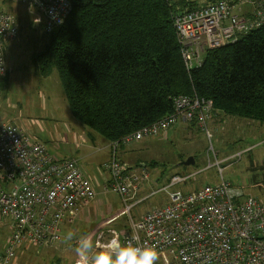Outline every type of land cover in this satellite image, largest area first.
Instances as JSON below:
<instances>
[{"label": "built area", "instance_id": "built-area-1", "mask_svg": "<svg viewBox=\"0 0 264 264\" xmlns=\"http://www.w3.org/2000/svg\"><path fill=\"white\" fill-rule=\"evenodd\" d=\"M17 1L35 15V24L44 23L47 33L62 26L72 10L71 0ZM173 24L186 68L192 71L204 65L208 51L235 44L262 28L264 0H199L193 9L178 8ZM19 36L16 17L0 5V77L9 71L6 47ZM214 116L212 101L197 95L180 96L174 99L170 116L110 145L104 191L120 195L131 218L130 229L113 239L125 243L135 237L136 244L153 247L167 264H264V202L224 179V161L216 162L218 184L181 190L190 177L174 175L161 190L169 197L166 206L137 221L131 215L140 178L132 174L130 164L119 159L118 149L159 137L184 121L211 139ZM96 196L77 160L58 159L22 128L4 124L0 129V216L10 220L11 232L0 264H12L24 248H59L65 242L63 226Z\"/></svg>", "mask_w": 264, "mask_h": 264}, {"label": "trees", "instance_id": "trees-1", "mask_svg": "<svg viewBox=\"0 0 264 264\" xmlns=\"http://www.w3.org/2000/svg\"><path fill=\"white\" fill-rule=\"evenodd\" d=\"M198 1L71 0L62 26L43 23L49 41L35 63L45 77L58 70L73 116L110 144L170 116L180 96L264 123V26L188 71L173 15Z\"/></svg>", "mask_w": 264, "mask_h": 264}, {"label": "rangeland", "instance_id": "rangeland-1", "mask_svg": "<svg viewBox=\"0 0 264 264\" xmlns=\"http://www.w3.org/2000/svg\"><path fill=\"white\" fill-rule=\"evenodd\" d=\"M0 5L17 18L20 26L18 45L6 49L9 71L0 77V129L7 123L22 128L36 142L47 145L56 158L79 159L77 161L87 176H97L104 184L107 173L104 164L110 160L107 155L111 144L70 113L55 68L50 77L40 76L34 58L46 49L49 38L32 18V22L29 19L32 27L27 25L30 14L26 7L17 0H0ZM210 129L211 139L196 125L188 131L180 123L159 137L124 144L118 149L119 159L128 162L132 169H136L138 161L150 165L147 172L151 178L140 182L141 193L147 189L131 202L134 204L131 215L136 221L169 203L168 195L161 190L174 175L190 177L179 187L181 190L218 184L217 161H224L221 167L225 180L264 200V123L215 111ZM90 136L97 139L95 143L88 139ZM191 157L195 159V165L183 166L182 163ZM95 200L89 214L70 227L73 231L92 228L102 220V215H112L117 228L114 233H108L110 239L106 242L128 231L130 216L120 195L108 192ZM95 212L99 217L92 215ZM90 217L94 224L88 222ZM10 225L9 219L0 216V256L6 250ZM64 253L67 252L62 248L40 251L28 247L18 253L12 264H72ZM71 257V261H76L79 255L73 252ZM168 262H172L171 257ZM157 264L167 263L164 258H158Z\"/></svg>", "mask_w": 264, "mask_h": 264}, {"label": "crops", "instance_id": "crops-1", "mask_svg": "<svg viewBox=\"0 0 264 264\" xmlns=\"http://www.w3.org/2000/svg\"><path fill=\"white\" fill-rule=\"evenodd\" d=\"M1 5H3V6H5L4 4H1ZM2 7V6H1ZM3 8V7H2ZM28 11V10H27ZM10 13V12H9ZM28 13L30 14L29 16L30 17H28V20L26 21V23H27V25L28 26H30V27H32L31 25H30V23H29V19H30V21H31V18L33 19V23H35V21H34V14L33 13H30L29 11H28ZM12 14V13H11ZM13 15V14H12ZM32 16V17H31ZM17 19V18H16ZM18 21V20H17ZM32 22V21H31ZM36 25H38V26H40L42 29L44 28V26H43V24H36ZM22 26V25H21ZM16 44L18 45V40L17 41H14V42H10L8 45H7V47H6V49H8V48H13L14 46H16ZM55 68V67H54ZM54 68H53V70H54ZM37 69H38V72H39V74H40V76H42L43 78H48V77H50L51 76V74H52V72H53V70H52V72H51V74L49 75V76H43V75H41V73H40V71H39V68L37 67ZM56 69V68H55ZM56 71H57V73H58V76H59V80H60V82H61V79H60V75H59V72H58V70L56 69ZM61 85H62V82H61ZM63 87V86H62ZM64 90V89H63ZM64 94H65V92H64ZM65 97H66V100H67V102H68V106H69V109H70V105H69V101H68V99H67V96H66V94H65ZM70 113L72 114V112H71V109H70ZM73 115V114H72ZM75 118V117H74ZM181 124H183V126H185L186 127V129L189 131L190 130V128L193 126V124H190V123H188V122H181ZM70 128V127H69ZM71 129V128H70ZM72 131V130H71ZM70 131V132H71ZM92 143L94 142H96V138H94L93 136H90V138H88ZM102 151H103V148L101 149ZM100 151V150H99ZM107 157H108V159H110L111 158V151L110 152H108V155H107ZM217 159V158H216ZM77 160H79V159H77ZM109 162V161H108ZM107 162V163H108ZM107 163H105L104 164V166L107 164ZM126 163H128V162H126ZM129 164V163H128ZM148 166H150V165H147L146 163H144V165H142V163L140 162V161H138L137 162V165H136V169H132V174L133 175H136L137 177H139L140 178V182L142 181V182H144V181H146V180H149L151 177H150V175L148 174V170H147V167ZM85 172V171H84ZM87 175V174H86ZM146 175V176H145ZM104 176V175H103ZM89 179H91V181H92V183H93V185H94V188L96 189V192H97V196L96 197H98V196H101V195H104V194H107V193H105V191H104V185H105V183L103 184V181H101V179H99L97 176H93L92 178H90L89 177ZM108 180V174L106 173V176H104V182H106ZM147 188H145V190H146ZM141 187H139V191H138V195H139V193H141ZM144 190V191H145ZM143 191V192H144ZM142 192V193H143ZM247 194H251V193H249V192H247V191H245ZM141 193V194H142ZM137 195V196H138ZM252 195V194H251ZM136 196V197H137ZM121 197V196H120ZM257 197V196H256ZM259 199H261L263 202H264V200L262 199V198H260V197H258ZM121 199H122V197H121ZM136 199V198H135ZM96 201V200H95ZM168 201H169V199H168ZM93 202V201H92ZM92 202H89L88 204H86V206L83 208V210L81 211V213L79 214V216H77L72 222H67L64 226H63V228H62V233H63V236H64V238H65V242H64V244L63 245H61V246H59V248H62V251L63 252H67L65 255H67V256H69L68 258H69V261L72 263V264H78L79 262H80V264H91V259H90V257L86 260V259H84L83 257H78V259L75 261H71V259H72V257H71V253H73V252H75V244H76V241L79 239V237H81L82 235H84V234H87V235H90L91 237H92V239H93V241H98L101 245L102 244H104V243H106V241H107V239H110V235L108 234V231L109 230H113V231H116L117 230V228L115 227V221H114V217H112V215H102L100 218H102V220H100V221H98L97 222V224L96 225H93V227L92 228H90V229H87V228H82V229H76L75 231H73L72 230V228H70V227H73V225L76 223V221H78L79 219H82L86 214H89V212L91 211V210H89L90 209V206L93 204ZM122 203L124 204V202H123V199H122ZM125 205V204H124ZM95 206H97V203L95 204ZM93 211V210H92ZM84 213V215L82 216V214ZM109 213V212H108ZM96 214V212L95 213H92V215L93 216H96V217H99L98 215H95ZM99 214H102V213H99ZM92 216V217H93ZM130 216V215H129ZM95 219H97V218H95ZM103 219H105V223H103ZM99 220V219H98ZM130 220H131V218L129 217V225H130ZM88 222H91V224H94V223H92L93 222V220H92V218L90 217L89 218V220H88ZM129 229H130V226H129ZM69 233H72V236H73V239L71 240V241H69V240H67V236H68V234ZM104 233V234H103ZM101 236H103V237H101ZM65 250V251H64ZM70 250H72V251H70ZM76 253V252H75ZM77 254V253H76ZM63 256V257H66V256ZM16 264V263H15ZM70 264V263H69Z\"/></svg>", "mask_w": 264, "mask_h": 264}, {"label": "clouds", "instance_id": "clouds-1", "mask_svg": "<svg viewBox=\"0 0 264 264\" xmlns=\"http://www.w3.org/2000/svg\"><path fill=\"white\" fill-rule=\"evenodd\" d=\"M72 239V233H69L67 240ZM75 252L86 260L90 257L91 264H157L158 261L157 251L151 246H139L135 237L125 243L112 239L101 245L84 234L76 241Z\"/></svg>", "mask_w": 264, "mask_h": 264}, {"label": "water", "instance_id": "water-1", "mask_svg": "<svg viewBox=\"0 0 264 264\" xmlns=\"http://www.w3.org/2000/svg\"><path fill=\"white\" fill-rule=\"evenodd\" d=\"M195 159L194 158H189L187 161L183 162L182 165L183 166H192L195 165Z\"/></svg>", "mask_w": 264, "mask_h": 264}]
</instances>
